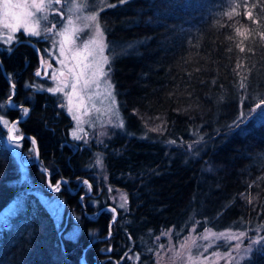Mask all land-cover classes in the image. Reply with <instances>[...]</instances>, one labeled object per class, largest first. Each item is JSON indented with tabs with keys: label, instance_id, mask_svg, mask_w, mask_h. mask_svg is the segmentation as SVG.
Returning <instances> with one entry per match:
<instances>
[{
	"label": "trees",
	"instance_id": "trees-1",
	"mask_svg": "<svg viewBox=\"0 0 264 264\" xmlns=\"http://www.w3.org/2000/svg\"><path fill=\"white\" fill-rule=\"evenodd\" d=\"M254 2L260 25L225 15L236 3L243 12L241 0H108L115 7L99 13L107 42L130 47L110 63L127 132L97 145L74 148L62 99L34 88L42 79L34 75L32 43L46 57L45 39L20 33L10 51L0 49V116L14 122L29 109L20 142L23 157L32 159L25 174L0 123V264H152L162 231L184 235L195 222L264 236V112L257 108L264 106V40L257 35L264 0ZM237 29H248V39ZM10 80L18 109L7 105ZM33 138L45 171L35 163ZM94 152L103 156L106 177L87 167ZM48 177L53 185L69 183L48 191ZM77 178L89 180L99 201L111 197L109 188L127 194L107 240L91 244L109 234L112 214L85 215L69 191L79 187ZM41 190L64 200L62 221L41 201ZM92 204L88 213L99 208ZM77 227L75 238L66 236ZM108 244L113 249L105 255ZM239 264H264V249Z\"/></svg>",
	"mask_w": 264,
	"mask_h": 264
},
{
	"label": "rangeland",
	"instance_id": "rangeland-1",
	"mask_svg": "<svg viewBox=\"0 0 264 264\" xmlns=\"http://www.w3.org/2000/svg\"><path fill=\"white\" fill-rule=\"evenodd\" d=\"M13 3L28 5V7L16 9L15 11L18 13H31L30 16H21L22 24L26 23L30 29H35L41 32L39 37L41 39H45V25L54 22L56 19L52 9L59 8L61 6L55 5L53 3L52 9L46 7L44 12L37 13L35 9L30 7L32 0H13ZM62 3L66 13L65 17L63 18L64 26L75 29V31L70 35V40L72 43L66 44L65 47L71 49L73 53H83L85 44H89V50L97 53L99 48L101 46L103 47V54H97L96 59L101 63V66L104 69V74L98 78L95 84L91 85L89 89L82 93L83 106H78L80 101L77 97H72L71 103H69L68 96H66L64 93H56L63 101V108L73 119L74 126L71 129V132L77 131L79 135L84 137V139L76 141L70 132L74 148L78 146H90L93 143L97 145L107 137H113L117 134L127 132L125 121L117 98L116 89L111 76L110 63L112 59L117 54H119V52L124 53L128 51L130 47H115L107 42L104 30L99 20V13L101 9H104L109 5L108 0H94V3L92 0H62ZM0 4H2V0H0ZM93 12L98 13L96 22H90L84 19V17L93 14ZM69 18L73 20V24L71 26L67 25V20ZM9 22L11 23L14 21L10 19ZM3 23L4 13L3 11H0L1 50L4 48L10 51L12 46L18 42V34L20 33L33 37L31 35H27L24 28L12 33L10 29L4 28ZM97 24L99 25V30L102 33L101 36L96 35L95 25ZM88 25L91 26L89 27ZM57 29L58 31L63 30L59 24L57 25ZM8 35H12L14 39L12 42L5 43ZM63 39V37L57 35L54 41L45 40L48 44L46 47L48 52L46 57L43 56L45 64L44 67L49 64L51 67L49 70V75L45 80H42L43 82L34 80L35 89L47 91L49 86H55L58 83V81L50 80L52 75H59L60 71H64L67 75V69L60 64V60H63V57L59 55V42ZM67 54L68 53H66V55ZM49 55H51V59H49ZM65 63L68 67H72L75 61H72L71 56L69 55V60L65 61ZM68 81L69 84H71V77L68 78ZM12 92L15 94L16 89L12 88ZM65 92H70V87L65 89ZM7 105L12 107V105L16 104L9 98L7 100ZM70 108L72 110L71 114L69 113ZM2 117L3 119L8 120L4 116ZM74 117H78L79 120L75 119ZM8 121V126H4L1 123L3 128H5V134L3 136L4 143L15 155L16 160L19 162L21 168L26 174V165L28 162L32 161V159L30 160L27 156L23 157L21 149L22 145L20 142L21 140L12 141L8 138L13 134L16 136H22L19 123L17 124V129L14 130V133L7 132V127H10L11 123H13V121ZM120 123H123L124 125L122 128L117 126ZM80 129H83V131H80ZM17 145L19 146L17 147ZM33 150V145H30L28 151L32 153ZM87 167L94 169L99 173V175L102 174L104 177H106L103 156L98 152H94L92 160ZM54 186H52V189ZM111 191V197L114 198L117 206L119 208H126L128 206L126 192L119 188H111ZM38 195L44 205L54 215L55 219L57 221H62L65 216L66 208L64 200L55 195L44 194L42 190L39 191ZM200 225L201 224L199 222H195L191 226L190 230L184 235H180V232L174 231L173 228L162 231V233L159 235L161 243L154 254L152 264H154V262L155 264H229L230 260L231 264H239L247 259L252 252L243 259H240V255L242 253L233 251V246L236 244V241H228L226 240V237L244 231L247 235L242 243L246 245L248 243L247 236H263L260 234V230L250 232L249 229L235 228L234 226L220 230H215L209 227L201 229ZM60 227L61 226H59L57 230H61ZM78 231L79 229L77 227L71 232L67 233L66 236L75 238L78 234ZM102 237L105 238L106 235ZM204 237H207V239H204ZM106 250L108 251L109 248L107 247ZM228 252H232L235 259L228 257ZM82 262L85 263L83 260ZM129 264L135 263L130 262Z\"/></svg>",
	"mask_w": 264,
	"mask_h": 264
},
{
	"label": "snow or ice",
	"instance_id": "snow-or-ice-1",
	"mask_svg": "<svg viewBox=\"0 0 264 264\" xmlns=\"http://www.w3.org/2000/svg\"><path fill=\"white\" fill-rule=\"evenodd\" d=\"M94 3V0H92ZM127 0H120V3H126ZM244 6L243 12H237V8H241V3H236L235 7H233L230 11L225 13L229 18L233 17V15H243L246 17L247 21L252 22L253 24L260 25L261 21L260 19L256 18L253 14L254 10L258 8V4L252 0H241ZM53 3L55 5L61 6L59 8L52 9ZM110 7H115V5H109ZM23 7H28V5H21L19 3H13V0H2V4H0V11H3L4 13V23L3 26L6 29H10L12 33L17 32L21 28H24L27 35H31L33 37H39L41 35V32L30 29L26 23L21 22V16L22 15H31V13H18L15 11L16 9H20ZM37 13H42L45 11V8L52 9L54 12V15L56 17L55 21L49 24L45 25V40H55V37L58 35L60 37H63L64 39L59 42V55L63 57V60H60V64L63 65L67 69V75L64 71H60L59 75H52L50 77V80L52 81H58V83L55 86H49L47 88V91L52 94L56 93H64L66 96L69 97V103H71L72 97H77L80 101V104L78 106H83V95L87 89L90 88L91 85L95 84L98 80V78L104 74V69L101 66V63L96 59V55L103 54V47L101 46L97 52L89 50V44L84 45V52L83 53H73L71 49L66 48V44H71L72 41L70 40V35L72 32L75 31L74 28L71 27H65L64 26V17L66 15L63 7L62 0H32V4L30 5ZM71 10V9H69ZM102 10V9H101ZM98 13L93 12V14H90L86 17H84L85 20L90 22H96ZM12 20L14 22H9V20ZM60 25V27L63 29L62 31H58L57 25ZM73 24L72 19L67 20V25L71 26ZM89 27L91 25H88ZM96 27V35L101 36L102 33L99 30V25H95ZM236 34L239 37H242L243 39H248V29H245L241 31L240 29L236 30ZM260 40H264V31H261L257 33ZM14 37L12 35H8L5 43L12 42ZM239 51L243 53L245 51V48L243 46H239ZM39 53V50H37ZM48 50H46V53ZM66 53H68L66 55ZM69 55L71 56V60L75 61L72 67H68L65 61L69 60ZM91 58V59H90ZM49 59H51V55H49ZM44 61L41 57V66L43 65ZM51 67V65H48ZM239 67V65H237ZM36 77H41V72L36 71L34 73ZM71 77V84H69L68 78ZM45 78H47V73H45ZM13 89L15 88V85L13 84L11 86ZM70 87V92H65V89H68ZM63 101H60V104L62 105ZM13 108H19V105H12ZM257 108L260 110V112H264V106L258 104ZM71 108L69 109V113L71 114ZM29 112L28 108H24L23 112L21 114V117L11 123L10 127H7L8 133H14V130L17 129V124L24 121L27 117ZM259 114V113H258ZM75 119L79 120L78 117H74ZM0 123H2L4 126L9 125V121L6 119H3L2 116H0ZM118 127H123V123H120L117 125ZM80 131H83V129H80ZM72 137L76 141H80L84 139L81 135L78 134L77 131L71 132ZM12 141H18L23 140V136H16L15 134L8 137ZM30 143H35L34 138L30 140ZM19 145H17L18 147ZM78 182L88 185V189H91V185L88 184L87 180H79ZM61 183H69L67 179L58 180V182L53 187V191H59L61 187ZM83 200V197L81 198ZM251 202V201H249ZM123 206V205H122ZM110 211L114 214L116 213V208H111ZM115 223V216L113 215L112 220L110 221L109 225V237L111 235L110 228L111 224ZM223 235V234H222ZM246 232L241 231L237 234H232L226 237V240L228 241H236V244L233 246V251L237 253H242L240 255V259H243L245 256H247L249 253L253 252L254 250H261L264 249V236H247L248 243L245 245L243 244V240L246 237ZM204 239H207V237H204ZM110 251V249H109ZM227 256L235 259L233 257L232 252H228ZM138 259V257H137ZM155 264V262H154ZM229 264H231V260L229 261Z\"/></svg>",
	"mask_w": 264,
	"mask_h": 264
},
{
	"label": "flooded vegetation",
	"instance_id": "flooded-vegetation-1",
	"mask_svg": "<svg viewBox=\"0 0 264 264\" xmlns=\"http://www.w3.org/2000/svg\"><path fill=\"white\" fill-rule=\"evenodd\" d=\"M37 50H39V52H40V49L38 48ZM39 54L40 53H37V58H36V61H37V63H36V67L34 68V72H36V71H38L39 70V68H40V56H39ZM43 68H44V66H43ZM44 72V70H42V72H41V76L44 74L43 73ZM48 75H49V73H48ZM47 75V76H48ZM38 78H40V79H42V80H45L46 78L44 77V78H42V77H38ZM17 91H18V89L16 90V93L15 94H17ZM22 111H23V108H22ZM29 113V112H28ZM20 126V125H19ZM20 130H21V128H20ZM76 150H78V148L76 149ZM76 152V151H75ZM89 184V183H88ZM92 185V184H91ZM80 187H79V191H76L77 189H72V188H69V191H73L72 193L73 194H77L78 195V205L81 207V209L83 210V212L85 213V215H89V217L91 218V219H93V220H95V219H97V218H99L100 216H101V214L103 213V212H105V214H112V217H113V215L115 216V220L118 218V209H119V207L117 206V204H116V202H115V200H114V198L113 197H110L107 201H105L104 200V198H101L100 199V201L99 200H97L100 196H101V194L98 192V190H96L94 187H93V185H92V188L89 190L88 189V185H86V184H82V185H79ZM109 190L111 191V188H109ZM75 191V192H74ZM77 192V193H76ZM83 197V202H84V204H85V206H86V209L81 205V201H80V198H82ZM87 198H89V200L92 202V203H96V205L97 206H99V208L97 209V211L96 212H94V213H88V208H89V206L91 207V208H94V204H92V203H89V202H87L86 201V199ZM88 200V201H89ZM116 208V210H117V215H116V213H112L111 211H110V209L111 208ZM102 209V211H101V213H99V211ZM95 215V216H93V215ZM92 215V216H91ZM112 217L110 218V220H109V223H110V221L112 220ZM112 225H113V223H112ZM112 225H111V227H112ZM107 240V239H106ZM110 244V243H109ZM107 245V246H105L104 248H107L108 246H109V248L112 246V245ZM105 251H107V250H104V254H106L105 253Z\"/></svg>",
	"mask_w": 264,
	"mask_h": 264
},
{
	"label": "water",
	"instance_id": "water-1",
	"mask_svg": "<svg viewBox=\"0 0 264 264\" xmlns=\"http://www.w3.org/2000/svg\"><path fill=\"white\" fill-rule=\"evenodd\" d=\"M32 44L35 46L36 49H38V47H37V45H36L35 43H32ZM41 57L43 58V56H40V61H41ZM43 59H44V58H43ZM43 61H44V60H43ZM48 64H49V63H48ZM40 65H41V62H40ZM44 65H45V64L43 63V65L40 66V68H39V70H38V71H40V72H42L43 69L45 70L44 74L41 76L42 78L45 77V73H47V75H48L49 70H50V67H49L48 65H46V66L43 68ZM3 69H4V68H3ZM4 71H5V70H4ZM4 73L6 74V72H4ZM10 83H11V85L14 84L11 80H10ZM14 85H15V84H14ZM15 89L17 90L16 86H15ZM14 95H15V94H13V95L10 97L11 100H12V98H13ZM22 136H25V135H22ZM34 146H35V151H36V154H35V163L39 166V168H40L42 171H45V170L40 166V163H39V161H40V155H39V150H38V146H37L36 141H35V143H34ZM82 180H87L88 183L91 185V183L89 182L88 179H82ZM82 184H83V183H80L79 185H82ZM52 186H54V185L52 184L50 178L48 177V180H47V190H48V191H53ZM79 187H80V186H79ZM79 187H77V190H76V191H79ZM91 188H92V185H91ZM72 192H73V191H72ZM74 192H75V191H74ZM76 193H77V192H76ZM80 201H81V205L86 209V206H85L84 202L81 200V198H80ZM101 211H102V209L99 211V213H101ZM116 215H117V210H116ZM88 216H89V215H88ZM109 225H110V223H109ZM111 225H112V224H111ZM65 226H67V224H66ZM110 232H111V228H110ZM61 233H62V230L59 232V236H60V237H61ZM111 234H112V232H111ZM110 236H111V235H110ZM108 237H109V234L106 235L105 238H103V237H101V236L96 237V238L91 242V244H93V243L96 242L97 240L108 239ZM109 249H110V251H109V250H108V251H105L106 254L111 253L113 247L111 246Z\"/></svg>",
	"mask_w": 264,
	"mask_h": 264
}]
</instances>
